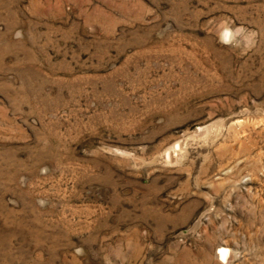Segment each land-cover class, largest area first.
I'll use <instances>...</instances> for the list:
<instances>
[{
	"label": "rangeland",
	"instance_id": "1",
	"mask_svg": "<svg viewBox=\"0 0 264 264\" xmlns=\"http://www.w3.org/2000/svg\"><path fill=\"white\" fill-rule=\"evenodd\" d=\"M0 264H264V0H0Z\"/></svg>",
	"mask_w": 264,
	"mask_h": 264
},
{
	"label": "bare ground",
	"instance_id": "2",
	"mask_svg": "<svg viewBox=\"0 0 264 264\" xmlns=\"http://www.w3.org/2000/svg\"><path fill=\"white\" fill-rule=\"evenodd\" d=\"M173 152V151H172ZM172 152H170V153H172ZM169 153V154H170ZM171 155V154H170ZM173 155V154H172ZM219 253V255L223 258V259H225L226 257L228 258V250L227 249H225V247H223V249H221V251L220 252H218ZM223 255V256H222Z\"/></svg>",
	"mask_w": 264,
	"mask_h": 264
}]
</instances>
